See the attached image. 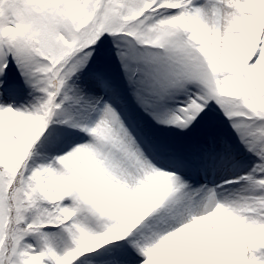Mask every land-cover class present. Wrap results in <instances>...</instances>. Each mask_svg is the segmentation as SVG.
<instances>
[{
	"label": "snow or ice",
	"instance_id": "obj_1",
	"mask_svg": "<svg viewBox=\"0 0 264 264\" xmlns=\"http://www.w3.org/2000/svg\"><path fill=\"white\" fill-rule=\"evenodd\" d=\"M0 264H264V0H0Z\"/></svg>",
	"mask_w": 264,
	"mask_h": 264
}]
</instances>
